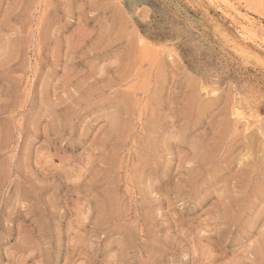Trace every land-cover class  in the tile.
Returning a JSON list of instances; mask_svg holds the SVG:
<instances>
[{
	"label": "rangeland",
	"instance_id": "rangeland-1",
	"mask_svg": "<svg viewBox=\"0 0 264 264\" xmlns=\"http://www.w3.org/2000/svg\"><path fill=\"white\" fill-rule=\"evenodd\" d=\"M263 57L264 0H0V264H264Z\"/></svg>",
	"mask_w": 264,
	"mask_h": 264
},
{
	"label": "bare ground",
	"instance_id": "bare-ground-1",
	"mask_svg": "<svg viewBox=\"0 0 264 264\" xmlns=\"http://www.w3.org/2000/svg\"><path fill=\"white\" fill-rule=\"evenodd\" d=\"M175 1V0H174ZM200 1V0H199ZM129 2V1H128ZM147 2H150V1H147ZM156 2V1H155ZM206 2V1H205ZM130 3V2H129ZM171 3V2H170ZM175 3V2H174ZM212 3V2H211ZM152 4V3H151ZM154 4V3H153ZM202 4V3H201ZM200 4V5H201ZM204 4H206V3H204ZM203 4V5H204ZM210 4V3H209ZM213 4V3H212ZM205 6V5H204ZM152 7V6H151ZM171 7H173V6H171ZM212 7H213V5H212ZM154 8V7H153ZM189 8V7H188ZM208 9V11H209V8H207ZM136 10V9H135ZM154 10V9H153ZM175 10V9H174ZM211 10V9H210ZM159 12V11H158ZM182 12V11H181ZM212 12V11H211ZM168 13V12H167ZM193 13V12H192ZM215 13V12H214ZM200 15V14H199ZM213 15V14H212ZM216 15V14H215ZM166 16V15H165ZM195 16V15H194ZM217 17V16H216ZM168 18V17H167ZM184 18V17H183ZM195 18H197L196 16H195ZM215 18V17H214ZM171 20V19H170ZM175 20V19H174ZM212 20H213V18H212ZM217 20V19H216ZM215 21V20H214ZM171 22V21H170ZM176 22H178V21H176ZM172 23V22H171ZM217 24L218 23H220V21L218 22V20H217V22H216ZM214 25V24H213ZM221 25V24H220ZM224 25V24H223ZM178 26V25H177ZM179 27V26H178ZM247 27V26H246ZM182 28V27H181ZM194 28V27H193ZM225 27L223 26V29H224ZM180 29V28H179ZM228 29V28H227ZM181 30V29H180ZM198 30V29H197ZM196 30V31H197ZM230 30V29H229ZM247 30V31H246ZM250 30H252V29H250L249 27L248 28H243V33H242V35L248 40H251V39H254L252 36H255V34L253 35V34H249V31ZM185 31V30H184ZM221 31H223V30H221ZM227 31V30H226ZM225 31V32H226ZM231 31V30H230ZM237 31V30H236ZM200 32V31H199ZM202 33V32H201ZM228 34V33H227ZM210 36V35H209ZM233 36L235 37V35L233 34ZM231 37H232V35H231ZM212 38V37H211ZM227 38H229V37H227ZM244 38V39H245ZM213 39V38H212ZM233 39V38H232ZM236 39H237V37H236ZM236 39H235V42H236ZM245 39V40H246ZM193 40V39H192ZM224 40V39H223ZM229 40V39H228ZM234 40V39H233ZM240 40V39H239ZM226 41V40H225ZM232 41V40H231ZM241 41H243V40H241ZM216 42H218V41H216ZM233 42V41H232ZM254 43V42H253ZM214 44V43H213ZM224 44V43H223ZM237 44V43H236ZM235 44V45H236ZM196 45V44H195ZM216 45V44H215ZM222 45V44H221ZM220 45V46H221ZM241 45V44H240ZM244 45H246V43L244 44ZM248 45V44H247ZM225 46V45H224ZM243 46V45H242ZM250 46V45H249ZM258 46V45H257ZM222 47V46H221ZM220 47V48H221ZM238 47V46H237ZM240 47V46H239ZM259 47V46H258ZM186 48H187V46H186ZM217 48H219V45H218V47ZM222 48H224V47H222ZM221 48V49H222ZM253 48V47H252ZM244 50V49H243ZM256 51V50H255ZM196 52V51H195ZM250 52V51H249ZM189 53V52H188ZM191 53V52H190ZM252 53V52H251ZM195 54V53H194ZM221 54V53H220ZM223 54V53H222ZM225 54V53H224ZM258 54V53H257ZM256 54V55H257ZM252 55V54H251ZM259 55H260V53H259ZM229 56V55H228ZM261 56V55H260ZM259 57V56H258ZM246 58V57H245ZM197 59V58H196ZM226 59V58H225ZM229 59V58H228ZM255 59V58H254ZM263 59H264V57H263ZM216 60V59H215ZM258 61H260V59L258 60ZM190 62V61H189ZM213 62V61H212ZM216 62V61H215ZM237 62H239V61H237ZM255 62V61H254ZM257 62V61H256ZM239 63H241V62H239ZM260 63V62H259ZM242 64V63H241ZM240 64V65H241ZM191 65V64H190ZM212 65V64H211ZM240 65H238V66H240ZM262 65H263V63H262ZM235 66V65H234ZM192 67V66H191ZM194 67V66H193ZM242 67V66H241ZM255 67H257V66H255ZM202 68V67H201ZM257 68H259V67H257ZM256 68V69H257ZM219 69V68H218ZM244 69V68H243ZM253 69V68H252ZM194 70H195V68H194ZM251 70V69H250ZM254 70V69H253ZM238 71V70H237ZM255 71V70H254ZM257 71V70H256ZM255 71V72H256ZM204 72V71H203ZM210 72V71H209ZM260 72V71H259ZM221 73V72H220ZM264 73V72H263ZM242 74V73H241ZM211 75H213V73L211 74ZM219 75V74H218ZM235 75V74H234ZM224 76V75H223ZM247 76V75H246ZM254 76H256V74L254 75ZM209 77V76H208ZM205 78H206V76H205ZM217 78V77H216ZM215 78V79H216ZM244 78V77H243ZM247 78V77H246ZM223 79V78H222ZM238 79V78H237ZM207 80V79H206ZM210 80V79H209ZM221 80V79H220ZM252 80V79H251ZM208 81V80H207ZM224 82V81H223ZM223 82H221V83H223ZM264 82V81H263ZM216 83V82H215ZM220 83V84H221ZM241 83V82H240ZM257 83V82H256ZM239 84V83H238ZM255 84V83H254ZM211 85V84H210ZM213 85V84H212ZM216 85V84H215ZM252 85V84H251ZM259 86V85H258ZM263 86V85H262ZM216 87V86H215ZM217 87H218V85H217ZM262 89V88H261ZM238 94V93H237ZM262 95V94H261ZM263 96V95H262ZM245 103V102H244ZM239 105V104H238ZM241 105V104H240ZM237 106V105H236ZM242 107V106H241ZM244 107H245V104H244ZM235 111H236V113L237 114H239L240 116H242L244 119H245V121H247L246 123H248V126H249V128H252V127H254L255 126V124L256 123H258V121H259V115L254 111V110H252V109H248L247 111H245V112H243L242 111V109L241 108H235ZM258 112V111H257ZM238 115V116H239Z\"/></svg>",
	"mask_w": 264,
	"mask_h": 264
}]
</instances>
